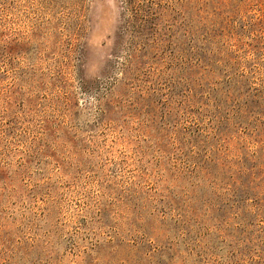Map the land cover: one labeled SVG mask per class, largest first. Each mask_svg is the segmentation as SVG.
I'll return each mask as SVG.
<instances>
[{"label": "rangeland", "instance_id": "1", "mask_svg": "<svg viewBox=\"0 0 264 264\" xmlns=\"http://www.w3.org/2000/svg\"><path fill=\"white\" fill-rule=\"evenodd\" d=\"M158 1L0 0V264H264V0Z\"/></svg>", "mask_w": 264, "mask_h": 264}, {"label": "trees", "instance_id": "2", "mask_svg": "<svg viewBox=\"0 0 264 264\" xmlns=\"http://www.w3.org/2000/svg\"><path fill=\"white\" fill-rule=\"evenodd\" d=\"M120 2L123 4L122 7H124L129 18L127 24L132 26L135 37L140 38L149 28L153 29L157 26L158 21L165 16L167 17L166 13H161V4L158 0H120ZM166 8H168V11L171 10L170 7ZM179 9L181 16H184L185 13L182 8ZM183 22L186 23V17ZM129 62L131 63V61Z\"/></svg>", "mask_w": 264, "mask_h": 264}]
</instances>
